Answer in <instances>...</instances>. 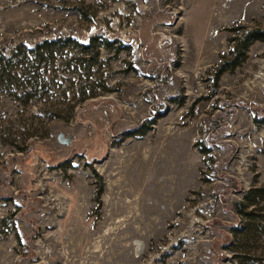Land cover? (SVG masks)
<instances>
[{
	"label": "rangeland",
	"instance_id": "obj_1",
	"mask_svg": "<svg viewBox=\"0 0 264 264\" xmlns=\"http://www.w3.org/2000/svg\"><path fill=\"white\" fill-rule=\"evenodd\" d=\"M236 27L264 0H0V52L57 41L40 99L0 92V264H238L264 41L218 72Z\"/></svg>",
	"mask_w": 264,
	"mask_h": 264
},
{
	"label": "trees",
	"instance_id": "obj_2",
	"mask_svg": "<svg viewBox=\"0 0 264 264\" xmlns=\"http://www.w3.org/2000/svg\"><path fill=\"white\" fill-rule=\"evenodd\" d=\"M234 38L218 72L232 71L246 58L248 47L257 41H264V29L245 30L236 27ZM66 39L61 46L70 44ZM93 40L89 42V45ZM57 41L44 40L32 47L15 46L10 55L0 52V92L5 93L21 105L26 106L32 100L40 99L47 84L45 73L48 71V58L53 59ZM60 46V47H61ZM101 46H106L102 44ZM41 69L40 71H38ZM255 122H263L264 117L255 114ZM232 211L239 224L230 228L233 243L229 250L234 253L238 264H260L259 254L263 249L264 236V184L252 185L241 199L232 202ZM229 243V240H228Z\"/></svg>",
	"mask_w": 264,
	"mask_h": 264
}]
</instances>
